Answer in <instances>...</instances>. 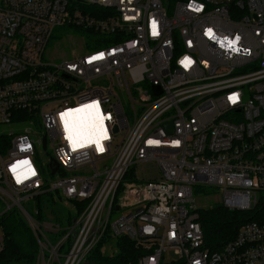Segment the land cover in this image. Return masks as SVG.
I'll return each instance as SVG.
<instances>
[{
	"label": "built area",
	"instance_id": "2783aa9c",
	"mask_svg": "<svg viewBox=\"0 0 264 264\" xmlns=\"http://www.w3.org/2000/svg\"><path fill=\"white\" fill-rule=\"evenodd\" d=\"M57 28L77 32L70 56L46 54ZM237 36L239 51L219 43ZM92 104L104 151H73L61 113ZM2 125L0 221L20 208L35 264H81L120 236L142 249L139 264H264V0H0ZM20 161L35 175L18 183ZM206 186L251 217L220 250L199 218ZM48 192L68 225L25 206Z\"/></svg>",
	"mask_w": 264,
	"mask_h": 264
},
{
	"label": "trees",
	"instance_id": "16d2710c",
	"mask_svg": "<svg viewBox=\"0 0 264 264\" xmlns=\"http://www.w3.org/2000/svg\"><path fill=\"white\" fill-rule=\"evenodd\" d=\"M52 202L56 203L60 196L48 192ZM42 195H39V198ZM38 214H31L38 221H47L48 206L37 205ZM199 218L205 232V241L212 250H220L223 245L234 238L242 224L251 219L250 213L239 210H229L223 204L201 210ZM53 220L58 221L56 215ZM0 226L3 232V249L0 250V264H35L39 255V244L29 223L20 208H12L1 216ZM60 225L62 221H59ZM56 239L55 237H53ZM103 242L92 248V252L81 264H139L138 259L143 254L132 240L120 236L115 240L117 253L104 255L101 251Z\"/></svg>",
	"mask_w": 264,
	"mask_h": 264
},
{
	"label": "snow or ice",
	"instance_id": "6c2138e0",
	"mask_svg": "<svg viewBox=\"0 0 264 264\" xmlns=\"http://www.w3.org/2000/svg\"><path fill=\"white\" fill-rule=\"evenodd\" d=\"M194 11H200L201 8H194ZM153 35L157 34V25L156 22H152ZM206 35L209 38H215V34L211 28L206 30ZM240 37L237 36L235 39L230 40L225 38L224 40L219 41L222 47L227 46L228 48H233L235 51H239L236 48V44L239 41ZM104 58V54L91 57L89 63L95 60H100ZM185 68H188L192 61L188 58H185L181 61ZM229 101L235 103L238 99L237 94H233L228 97ZM75 113L82 114L70 121V117H73V111L61 113V119L64 121L65 130L67 132V138L71 143L72 150L75 151L78 148H83L87 144H95L98 151L103 152L104 148L101 143L102 140L107 139L106 132L103 128L104 118L100 115L98 104L85 105L83 108L75 109ZM149 144L158 143L157 141H148ZM176 143H179L178 141ZM28 161H20L12 167V171L16 174V180L18 183L23 182V180L29 178L30 175H35V172L31 169ZM22 166H28L24 170L18 171Z\"/></svg>",
	"mask_w": 264,
	"mask_h": 264
},
{
	"label": "rangeland",
	"instance_id": "374dc122",
	"mask_svg": "<svg viewBox=\"0 0 264 264\" xmlns=\"http://www.w3.org/2000/svg\"><path fill=\"white\" fill-rule=\"evenodd\" d=\"M166 4V2H165ZM167 5V4H166ZM76 30L69 29V28H57L54 32V38L48 43L46 47V54L51 58L55 56H61L62 53L71 55L72 52V43L75 41V34ZM58 61V60H56ZM8 126L2 125L0 126V131L7 130ZM42 162L45 160V157L41 158ZM52 178V177H49ZM195 196L197 202L201 205L200 211L205 210L208 208L215 207L219 205L220 201L222 200V192L220 188H216L213 186H206L204 190L196 191ZM48 206L49 208L46 209L47 214V221H52L54 223H58L62 221L63 226L69 224V220L71 218V211L68 207L64 206L60 199H57L56 203L52 202L51 195L47 196H35L25 202V206L33 213L34 210H37V205ZM121 213H115L114 218H118ZM56 215L58 217V221L53 220V216ZM101 251L104 255H115L117 253V248L115 247V241L111 243H106V245L101 246Z\"/></svg>",
	"mask_w": 264,
	"mask_h": 264
},
{
	"label": "water",
	"instance_id": "95a60500",
	"mask_svg": "<svg viewBox=\"0 0 264 264\" xmlns=\"http://www.w3.org/2000/svg\"><path fill=\"white\" fill-rule=\"evenodd\" d=\"M45 147H46V140H44V145H43V148H44V149H45ZM57 170H58V166H56V167L54 168L52 174H55Z\"/></svg>",
	"mask_w": 264,
	"mask_h": 264
}]
</instances>
